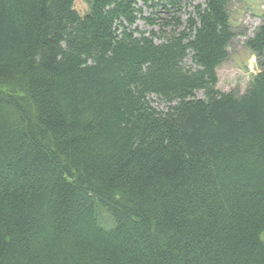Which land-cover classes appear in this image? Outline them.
<instances>
[{"label": "trees", "instance_id": "16d2710c", "mask_svg": "<svg viewBox=\"0 0 264 264\" xmlns=\"http://www.w3.org/2000/svg\"><path fill=\"white\" fill-rule=\"evenodd\" d=\"M230 2L0 0V264H264V24L220 92Z\"/></svg>", "mask_w": 264, "mask_h": 264}, {"label": "rangeland", "instance_id": "374dc122", "mask_svg": "<svg viewBox=\"0 0 264 264\" xmlns=\"http://www.w3.org/2000/svg\"><path fill=\"white\" fill-rule=\"evenodd\" d=\"M187 11L186 7L179 14L183 17ZM228 13L235 36L228 48V59L217 69L216 88L222 93L234 92L242 95L258 71L255 56L245 47V42L252 37L258 26L264 24V0H231ZM149 15L150 12L144 10L143 16ZM137 27L145 32L152 29L141 18L137 22ZM197 96L201 97V94L198 93ZM98 219L102 226L111 225L105 212L100 211ZM261 240L264 242V233Z\"/></svg>", "mask_w": 264, "mask_h": 264}]
</instances>
